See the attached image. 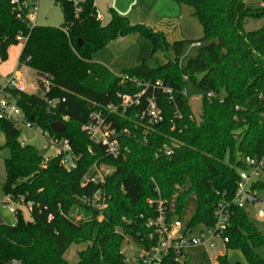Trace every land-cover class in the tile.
Here are the masks:
<instances>
[{"label": "trees", "instance_id": "obj_1", "mask_svg": "<svg viewBox=\"0 0 264 264\" xmlns=\"http://www.w3.org/2000/svg\"><path fill=\"white\" fill-rule=\"evenodd\" d=\"M53 1L64 16L60 28H30L16 18L12 0H0V59L7 60L9 47L18 44L17 34L28 36L20 62L33 68L37 78L49 76L51 92L45 97L17 93V102L33 124L68 139L80 158L72 171L61 165L59 157L44 167L39 151L22 145L20 131L0 120L3 147L9 151L3 190L33 203L32 221H26L19 210L13 225L0 224V264L13 259L20 264H71L65 254L73 244L86 245L78 252L76 264H139L127 262L121 250L126 239L145 249L155 243L145 225L156 215L148 199L162 198L169 215L180 218L190 195L198 207L189 227H213L218 204H229L227 250L241 251L247 264H264V256L258 253L264 251V236L257 221L232 204L238 170L247 168L243 157L262 160L264 156V25L255 30L245 27L248 19L264 18V0L257 9L248 7V0H174L193 7L204 33L196 41L202 44L197 55L185 67L180 66L179 56L187 41L170 43L162 32L147 24H132L115 10L103 25L96 18L95 0ZM135 32L152 42V53L172 48L176 57L156 67L144 60L123 71L149 87L140 107L113 118L118 128L128 130L121 142L129 152L112 159L103 146L90 142L82 126L92 110L116 102L117 93L140 88L121 83L120 76L93 62L92 55ZM184 76L201 93L198 118L185 92ZM150 96L163 111L159 124L141 117ZM45 98L57 101L49 105ZM54 122L64 123L65 131L54 132ZM163 149H171L172 154L156 157ZM98 159L114 167L105 185L110 198L102 210L78 202L96 190L93 185L82 187L81 177ZM258 188H264V183L252 184V191ZM75 212L82 214L78 221ZM217 262L229 264L227 254L218 256ZM162 264L187 262L167 256Z\"/></svg>", "mask_w": 264, "mask_h": 264}, {"label": "built area", "instance_id": "obj_2", "mask_svg": "<svg viewBox=\"0 0 264 264\" xmlns=\"http://www.w3.org/2000/svg\"><path fill=\"white\" fill-rule=\"evenodd\" d=\"M16 18L26 21L30 28L36 27L39 13V0H12ZM96 18L102 21L101 13L97 12ZM28 36L19 33L16 36L18 43L25 44ZM200 42H192V47H200ZM121 83L129 82L140 88L137 91L117 93V101L99 107L91 111L87 122L82 126L90 142L104 147L106 156L112 159H118L129 152V148L121 142L122 136L128 132L126 128H118L114 124L113 118L123 114L131 108L140 107L143 103V96L147 94L149 83H142L137 77L122 74ZM188 80V76H184ZM37 86L42 90L41 97L51 92V81L47 77H38ZM171 94L172 89H166ZM17 93H28L27 85L18 72L8 76L0 75V120H6L14 125L20 133L23 129L35 132L41 136L46 145H52L56 148V157H59L61 165L68 171L77 168L79 155L74 153L68 139L51 135L33 124L27 114L17 102ZM210 96L212 93L209 94ZM49 105H54L56 99L49 100L45 98ZM141 117L147 119L150 124H159L164 120L162 109L159 107L155 97L147 98V103L141 111ZM22 145L27 144L25 139L19 138ZM89 150L92 151L91 146ZM160 154L167 156L172 154L171 149H163L156 152V157ZM243 162L247 168L239 169V181L237 189L232 200V204L238 208L250 211L257 210V216L264 218V200L257 197L251 187L254 181L259 178L260 172L264 170V162L250 156L243 157ZM114 167L96 160L81 177V186H96V190L90 197L82 199L84 203L97 210L105 209L110 195L105 189L107 179L112 175ZM256 182V181H255ZM158 190V188H156ZM148 204L154 209L155 216L146 219V227L150 231L149 238L155 240V243L148 249L140 248L136 245L131 247L137 250L136 261L139 264H162L165 257L174 256L177 260L184 262L187 257V249L207 245L208 248L216 251L217 240H221L226 245L229 238L225 235V230L230 223L231 212L228 205L219 203L215 211L216 223L213 227L191 228L189 223L183 225L179 217H171L169 208L162 198H150ZM7 209L16 214L22 206L29 207L32 211L33 203L25 201L24 197H12L7 195ZM22 211V210H21ZM52 219V215H49ZM123 245L121 253L126 256L127 262L131 260L130 253ZM217 259V257H216ZM6 264H20L19 260H10Z\"/></svg>", "mask_w": 264, "mask_h": 264}, {"label": "rangeland", "instance_id": "obj_3", "mask_svg": "<svg viewBox=\"0 0 264 264\" xmlns=\"http://www.w3.org/2000/svg\"><path fill=\"white\" fill-rule=\"evenodd\" d=\"M38 1V0H36ZM78 1V0H75ZM155 2V0H95V6L99 13L102 14V24L106 25L111 20L112 10H115L118 14L123 17H126L130 23L138 24L145 11V15L148 10L145 8L146 3ZM159 6V4H157ZM247 6L252 8H260L262 6L261 0H248ZM181 15L178 13L174 15L171 13L168 22H166L164 28L165 31H160L151 25L156 31L162 32L167 41L173 43L175 41H187L188 43L184 46L180 56L179 63L181 67H185L190 58H194L198 53V47H192L191 41H197L203 38V28L196 16L193 14V7L190 5H182ZM167 8V7H166ZM168 9V8H167ZM129 10V15L122 14ZM122 12V13H120ZM170 12V11H169ZM170 14V13H169ZM37 24L39 26H52L60 28L64 24V16L61 11V8L53 0H39V13L37 18ZM144 24V23H143ZM146 24V23H145ZM264 25L263 19H248L246 22L247 30H255ZM204 44V43H203ZM24 44L18 43L9 49V57L7 60L2 61L5 66L9 65L11 61H14L15 55H21L22 47ZM20 53V54H19ZM176 57L175 51L172 48L169 49H157L152 53V42L141 33H131L125 36H122L111 43L106 47L100 49L92 55V61L100 63L106 66L105 62L114 61V65L111 66L108 70L117 76L122 75L125 69H130L140 65L144 60L151 67H156L162 65L170 59ZM20 58V57H19ZM15 66V69L19 71L27 85L28 94L41 97L42 90L37 86V72L26 65L24 62H20ZM4 67V66H2ZM49 79V76H46ZM185 92L190 98V103L194 111L195 116L198 118L200 109H201V93L193 85L191 81H186ZM19 138L25 139L26 143L34 146L39 154L43 157L42 165L47 167L48 160L56 157V148L54 146L46 145L44 139L37 135L35 132L28 131L23 129L20 133ZM5 136L0 130V217L3 219L4 223L7 225H13L16 221L15 214L11 213L7 209V195L3 190V184L5 182V159L9 156V151L7 148H4ZM262 161L264 162V156ZM264 183V170L260 172L259 178L255 180ZM254 181V183H256ZM257 197L264 200V188H258L255 190ZM198 204L194 196L190 195L187 197L183 211L180 217L182 224L187 225L192 217L194 216L197 210ZM24 219L26 221H32V214L27 206L21 207ZM251 218L257 221V225L260 230L264 231V218H259L257 216V210L251 209L249 211ZM75 221H78L82 218V214L77 212L74 213ZM127 252L130 253L131 260L136 261L137 250L132 248L134 245L128 239L124 242ZM85 244H73L68 249L65 254V257L69 260L71 264H76L78 262V252L85 248ZM226 252L229 264H236L240 262L241 264H247V261L243 253L239 250H226L221 240H217V249L213 251L208 248L207 245H202L198 247H190L187 249V257L185 261L187 264H213L215 263L216 256L218 252ZM258 253L264 256L263 249H259ZM218 264V262H217Z\"/></svg>", "mask_w": 264, "mask_h": 264}, {"label": "crops", "instance_id": "obj_4", "mask_svg": "<svg viewBox=\"0 0 264 264\" xmlns=\"http://www.w3.org/2000/svg\"><path fill=\"white\" fill-rule=\"evenodd\" d=\"M157 4H159V6ZM146 5L147 6H145V8L148 10V12L146 13V15H145V11L142 12L144 14H143L140 22H143L144 24L145 23L149 24L152 27H154L160 31H165L164 26L166 25L165 23L168 22V19L170 18L169 15H171V13H173L174 15H176L177 13L179 15H181V12H182V7H181L182 5L178 4L174 0H155V2H153V3L148 2V3H146ZM120 13H122V12H120ZM129 13H130L129 10H127L126 12H123L122 14L129 15ZM102 19H103V16H102ZM13 46H11V47H13ZM11 47H9V49ZM9 49H8V52H9ZM8 57H9V53H8ZM19 57H20V55H18V54L15 55L13 58L14 61H11V63H9V65H7V66H5L4 63L1 64V62H0V75L1 76H8V75H11L15 72L20 73L19 71H17L15 69V66H17L19 64V62H18ZM113 62L114 61H112V60L110 62H105L106 67L111 69L110 67L114 65ZM2 66H4V67H2ZM222 245L227 250L226 245H224V244H222ZM224 254H227V253L219 251L217 253L216 257H218L220 255H224ZM213 264H217V259L215 260V263H213Z\"/></svg>", "mask_w": 264, "mask_h": 264}, {"label": "water", "instance_id": "obj_5", "mask_svg": "<svg viewBox=\"0 0 264 264\" xmlns=\"http://www.w3.org/2000/svg\"><path fill=\"white\" fill-rule=\"evenodd\" d=\"M80 42V45H82V41H79ZM94 106V104L93 103H90V107L92 108ZM51 128H52V130L54 131V132H56V133H63L64 131H65V124L64 123H62V122H54V123H52V125H51ZM81 205H84V206H87V204L86 203H84L83 201H78ZM4 223V221H3V219L0 217V224H3ZM260 233L264 236V231H260Z\"/></svg>", "mask_w": 264, "mask_h": 264}]
</instances>
